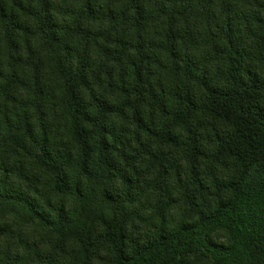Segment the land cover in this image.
<instances>
[{"label":"clouds","instance_id":"9594fccd","mask_svg":"<svg viewBox=\"0 0 264 264\" xmlns=\"http://www.w3.org/2000/svg\"><path fill=\"white\" fill-rule=\"evenodd\" d=\"M236 93L264 118V0H0V264H264L220 218L264 193Z\"/></svg>","mask_w":264,"mask_h":264},{"label":"trees","instance_id":"16d2710c","mask_svg":"<svg viewBox=\"0 0 264 264\" xmlns=\"http://www.w3.org/2000/svg\"><path fill=\"white\" fill-rule=\"evenodd\" d=\"M252 74L257 78L260 77L258 71H253ZM212 111L218 119L225 122H232L234 118L236 138L226 148H230L233 152L238 149L239 154L248 160L254 156L264 155V118L259 115L255 106L248 107L247 97H241L238 93L219 96L213 102ZM234 191L236 192L234 198L220 203V218L233 229L239 240V248L247 247L255 250L258 237L264 238V227H262L264 221L261 219L264 213H261L257 206L258 194L264 196V193H261L259 188L252 190L239 184ZM188 231L194 232L195 229ZM191 242L176 240L178 247ZM212 250L221 257L220 264H231L229 252L223 246ZM124 264H133V261L128 260Z\"/></svg>","mask_w":264,"mask_h":264}]
</instances>
